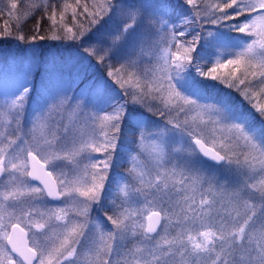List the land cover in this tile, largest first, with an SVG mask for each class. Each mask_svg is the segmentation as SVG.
<instances>
[{"label":"snow or ice","instance_id":"snow-or-ice-1","mask_svg":"<svg viewBox=\"0 0 264 264\" xmlns=\"http://www.w3.org/2000/svg\"><path fill=\"white\" fill-rule=\"evenodd\" d=\"M0 21L66 49L0 94V264H264V0H0Z\"/></svg>","mask_w":264,"mask_h":264},{"label":"rangeland","instance_id":"rangeland-1","mask_svg":"<svg viewBox=\"0 0 264 264\" xmlns=\"http://www.w3.org/2000/svg\"><path fill=\"white\" fill-rule=\"evenodd\" d=\"M21 9H23V2L21 3ZM2 47V46H1ZM0 47V94L2 93H11L15 91L18 83L22 78V73L18 71L20 62L24 61L27 63L33 57L35 53L36 58L42 55L45 58L54 56V55H65L66 49L58 41L45 40L41 43L35 44H20L13 43L11 45L5 46V48ZM40 77L36 76V84L39 85ZM35 104L33 103L32 107ZM31 108L29 109V113ZM127 165L121 167L123 171ZM107 211V209H105ZM111 214V213H109Z\"/></svg>","mask_w":264,"mask_h":264},{"label":"trees","instance_id":"trees-1","mask_svg":"<svg viewBox=\"0 0 264 264\" xmlns=\"http://www.w3.org/2000/svg\"><path fill=\"white\" fill-rule=\"evenodd\" d=\"M0 23H2V21H0ZM33 23H34V21H29L28 24L24 25V33H25L26 37L31 34V26H32ZM45 23H47V22H45ZM41 34H43V33H41ZM14 42L18 43L17 41H14V40H7V39L2 40V41H0V47L4 46L3 48H5V46L11 45ZM36 43H41V41H37ZM20 44H25L26 45L28 43H20ZM2 47H1V49H2Z\"/></svg>","mask_w":264,"mask_h":264}]
</instances>
